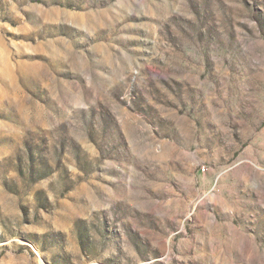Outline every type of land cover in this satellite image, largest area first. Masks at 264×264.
Wrapping results in <instances>:
<instances>
[{"label":"rangeland","instance_id":"rangeland-1","mask_svg":"<svg viewBox=\"0 0 264 264\" xmlns=\"http://www.w3.org/2000/svg\"><path fill=\"white\" fill-rule=\"evenodd\" d=\"M0 264H264V0H0Z\"/></svg>","mask_w":264,"mask_h":264}]
</instances>
